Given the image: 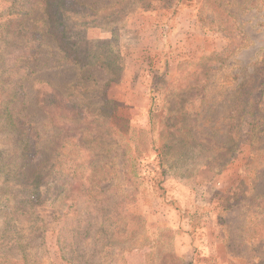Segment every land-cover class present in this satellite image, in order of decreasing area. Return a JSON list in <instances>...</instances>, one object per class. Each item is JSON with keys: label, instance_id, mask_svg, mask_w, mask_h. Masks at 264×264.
<instances>
[{"label": "rangeland", "instance_id": "rangeland-1", "mask_svg": "<svg viewBox=\"0 0 264 264\" xmlns=\"http://www.w3.org/2000/svg\"><path fill=\"white\" fill-rule=\"evenodd\" d=\"M36 1L0 0V264H264V0H66L104 68Z\"/></svg>", "mask_w": 264, "mask_h": 264}, {"label": "trees", "instance_id": "trees-1", "mask_svg": "<svg viewBox=\"0 0 264 264\" xmlns=\"http://www.w3.org/2000/svg\"><path fill=\"white\" fill-rule=\"evenodd\" d=\"M75 2V1H74ZM69 3L66 0H37L36 2H34L32 4V7L30 8V10L25 14V16L23 17L22 20L20 22V25L22 24V21L24 20V18H26L29 15H32L36 9L38 8V6H43V8L48 12V19H47V26H48V33L53 37L54 41L57 43V47L58 49L65 54V56L71 61L74 62L76 64H81L82 66H101V68H104V66L106 65V62L104 61V59H100V58H96L95 55L93 54H89V53H83L81 51V49L79 48V46L76 45V43H73L71 40V37L69 36L68 33H66L65 31V26H64V16H63V12L64 11H70L71 13H75L77 11H73L74 9H78L79 8H84L85 10H87L88 8L84 5L78 4V3ZM32 33L31 37H32V41L38 43V45L40 43H42L43 38H41L40 36H38L36 33L34 34L32 31H30ZM33 48H31L32 51ZM37 48H34L33 50L35 51ZM33 52V51H32ZM32 54V53H31ZM30 54V55H31ZM117 63V60H114L112 63V68L116 69L117 66L115 65ZM182 63H180L179 65V75H182ZM109 68H111V64H109ZM115 66V67H114ZM172 83L169 85V87H171ZM264 85V81L263 83H261V86ZM22 90V91H21ZM56 93H57V97L63 101L66 98H70L71 99V95H67L65 96L59 89H56ZM24 92H23V86L21 85L20 88H18V90L14 91V95L12 97L13 100H16L18 97L21 98L22 100V104H25V97H24ZM262 97V94L260 93V97ZM254 104H255V100H254ZM249 109V107L247 108H243L241 110L238 111L239 113V121H242L244 119V115L245 112ZM251 111L247 112L246 116H252L254 117V122H258L260 119H258L257 115L259 113V109L258 107H255L253 110L249 109ZM7 111V110H6ZM8 114V113H7ZM241 114V115H240ZM10 117V116H9ZM11 121L14 122V131L16 132V134L20 137V138H24V141L22 142L23 147L21 148V153H20V157H22L23 159L29 160V159H33L35 153H36V144L32 142V135L31 133H28L27 130H25L22 125H20V123L18 122L17 119L11 118ZM70 123V126L73 125V118L71 120L68 121ZM30 161L28 162H24L22 164V169H25ZM27 174L28 172L26 171H22V173H20V175L23 177L24 180H26L27 178ZM30 178L33 181V185H34V189L36 190L38 188V186L40 185L41 182H43V175L42 173L35 172L33 173ZM146 263H148L146 261Z\"/></svg>", "mask_w": 264, "mask_h": 264}, {"label": "crops", "instance_id": "crops-1", "mask_svg": "<svg viewBox=\"0 0 264 264\" xmlns=\"http://www.w3.org/2000/svg\"><path fill=\"white\" fill-rule=\"evenodd\" d=\"M182 60H183L182 58L178 60V62L176 64V70L175 71L172 70V67H171V70L168 72V75H166L167 78H175L177 75H179V65L182 62ZM169 62H172L171 57L169 58ZM169 76H171V77H169Z\"/></svg>", "mask_w": 264, "mask_h": 264}]
</instances>
